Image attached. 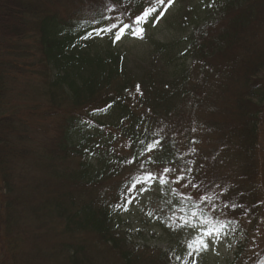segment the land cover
<instances>
[{"label":"trees","instance_id":"trees-1","mask_svg":"<svg viewBox=\"0 0 264 264\" xmlns=\"http://www.w3.org/2000/svg\"><path fill=\"white\" fill-rule=\"evenodd\" d=\"M154 3L0 0V264H194L221 225L242 233L232 264H264V0H191L189 33L152 39L157 75H136L116 46Z\"/></svg>","mask_w":264,"mask_h":264},{"label":"rangeland","instance_id":"rangeland-1","mask_svg":"<svg viewBox=\"0 0 264 264\" xmlns=\"http://www.w3.org/2000/svg\"><path fill=\"white\" fill-rule=\"evenodd\" d=\"M191 0H173L170 3L166 15L158 20L151 22L141 36L132 34L118 42L116 49L122 53L130 67L136 75L144 73L145 71L156 72L160 68V63L152 52L151 41L156 40L163 43L178 42L184 39L189 33L187 25H183L185 21V15L188 13L187 8ZM195 1V0H194ZM104 42L95 41L91 50L98 52L103 49ZM182 64V61L180 62ZM190 61L186 62L188 66ZM180 64V65H181ZM183 66V64H182ZM164 72L169 73L172 70L164 69ZM157 75L156 73H154ZM201 158V156H198ZM205 160V159H204ZM173 174V173H172ZM184 187H178L179 190L184 192H193L197 194L194 182L188 183L182 181L180 183ZM156 187H145L143 197L150 198L155 192ZM195 191V192H194ZM219 196H222L221 192H218ZM142 198V196H140ZM147 213H140L136 210L129 222L137 228L141 227L143 233L147 238L149 245L156 246L158 248L166 249L170 247L172 239L169 235L159 227L151 225L153 222L146 217ZM264 235L263 231L256 233L255 236ZM242 237V233L234 227L228 229L226 232L219 233L217 236L214 234L211 237H207L209 251L202 260L197 261L194 264H232L234 260V253L236 250L237 241ZM256 244V243H255ZM253 246V245H251Z\"/></svg>","mask_w":264,"mask_h":264},{"label":"snow or ice","instance_id":"snow-or-ice-1","mask_svg":"<svg viewBox=\"0 0 264 264\" xmlns=\"http://www.w3.org/2000/svg\"><path fill=\"white\" fill-rule=\"evenodd\" d=\"M173 0H168V3H172ZM165 3V0H155L154 4H150V6L143 11V13L141 15L136 16L135 18V24L138 26L135 30L132 31V34L137 35V36H141L142 38V34L144 32V29L142 27H139L140 24L143 23H148L149 22V17L152 18V21L155 22L158 20V16L157 15H153L155 13H157V5H163ZM159 15H163V13H159ZM117 27L116 24H111L109 27L107 28H100V29H95L94 32L96 35H100L102 33H111L113 29H115ZM125 28H129L131 30L132 26L130 24H125L123 25V27H120L119 30L117 32L114 33V40L113 42L119 41L121 39V36L124 32ZM93 35V33H88V37H91ZM159 141H154L151 145L148 146V151L151 152L153 151L158 145H159ZM165 171H170L169 169H165ZM144 180H151L152 176L151 174L146 175L144 178ZM142 180L141 177L139 176H135L131 178L130 181V185L127 188V191H144L145 189H143L142 187L137 189V184H141ZM134 198H130L128 199V203H131L132 200ZM233 207H236L235 205H233ZM188 222L185 221V224H187ZM184 225H181V227H183ZM195 227V226H193ZM223 228V225H221L220 228H216V227H212V228H208L203 236L197 238L194 241L189 242L188 244V255L191 256L193 253H198L200 251L203 250H207L208 248V241L205 239V237H211L214 234H216L217 236L219 235V233L221 232ZM195 245V246H194ZM177 260L180 259V257L176 258Z\"/></svg>","mask_w":264,"mask_h":264}]
</instances>
